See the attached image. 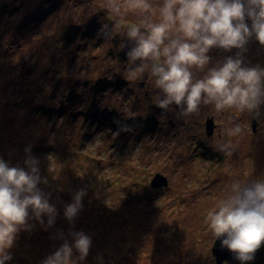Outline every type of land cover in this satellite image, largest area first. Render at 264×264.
<instances>
[{"label": "rangeland", "instance_id": "obj_1", "mask_svg": "<svg viewBox=\"0 0 264 264\" xmlns=\"http://www.w3.org/2000/svg\"><path fill=\"white\" fill-rule=\"evenodd\" d=\"M117 19L104 0H0V159L24 167L25 149L39 145L32 155L47 182L38 187L58 213L47 228L46 216L42 226L30 213L32 227L17 233L5 264H41L72 232L91 237L85 260L74 251L76 264H215L208 212L234 183L264 181V105L258 117L203 104L189 116L160 109L149 71L129 76L124 30L98 35ZM246 49L244 65L264 68V46L252 38ZM237 51L211 49L194 78ZM20 89L38 93L33 110L18 100ZM234 123L243 131L229 136ZM224 143L232 151L220 152ZM155 175L166 185L152 186ZM79 190L82 209L69 223L64 207ZM261 254L246 264H264Z\"/></svg>", "mask_w": 264, "mask_h": 264}, {"label": "clouds", "instance_id": "obj_2", "mask_svg": "<svg viewBox=\"0 0 264 264\" xmlns=\"http://www.w3.org/2000/svg\"><path fill=\"white\" fill-rule=\"evenodd\" d=\"M104 2L118 19L113 28L105 27L98 35L108 40L124 30L133 45L126 53L129 76L136 78L149 71L159 89L157 107L167 110L174 105L181 116L197 113L202 104L216 113L235 109L253 117L260 115L264 68L245 66L244 52L252 38L264 46V0H162L158 8L151 0ZM129 12L137 14L138 22H124ZM213 48L238 51L208 68L201 78H194L193 69L203 72L209 65L208 53ZM227 131L236 136L243 129L234 123ZM218 150L230 152L232 145L220 144ZM25 152L24 167L9 166L0 159V264L12 260L9 250L21 228L32 227L30 213L42 226L46 216V228L54 225L58 214L49 195L38 187L47 182L41 179L39 160L30 154V148ZM85 195L79 190L65 205L64 217L69 223L82 209ZM206 222L213 236L223 237L221 247L234 253L241 264L253 261L264 244V181L234 183L231 193L208 212ZM70 235L72 241L65 239L41 264H76L74 251L79 261L85 260L91 237L84 232Z\"/></svg>", "mask_w": 264, "mask_h": 264}, {"label": "water", "instance_id": "obj_3", "mask_svg": "<svg viewBox=\"0 0 264 264\" xmlns=\"http://www.w3.org/2000/svg\"><path fill=\"white\" fill-rule=\"evenodd\" d=\"M205 130L208 135L212 133L213 130V124H212V119L208 118L207 122L205 123ZM152 186H163L166 185V180L163 176L160 175H155L154 178L151 181ZM221 239H215V242L213 243L211 247V254L215 260V264H223L224 261L226 262H234L235 259V254L227 250L226 248L221 247Z\"/></svg>", "mask_w": 264, "mask_h": 264}, {"label": "trees", "instance_id": "obj_4", "mask_svg": "<svg viewBox=\"0 0 264 264\" xmlns=\"http://www.w3.org/2000/svg\"><path fill=\"white\" fill-rule=\"evenodd\" d=\"M16 84H18V83H16ZM12 87H13V85H12ZM38 91L40 92V89H38ZM16 93L20 96V99H19V97H18V100H21V101L24 103V105H26L27 107L30 108V110H33V109H34L33 105L30 104V99H31L32 97H35V96L38 94L37 92H35V93H33V94H31V93H25L22 89H20V90L17 91ZM23 95H24V97H23ZM95 102H96V101H95ZM90 111L93 112V110H90ZM1 117H2V116H1ZM5 119H6V118H4V116H3L2 125H3V123H4V124H5V123H8V122H5ZM110 123L114 124L113 122H110V121H109V124H110ZM0 128H1V127H0ZM35 147H36V150H37V149H40V146H39V145H35L34 148L31 149V153H30L31 155L36 151V150H34ZM38 151H39V150H38ZM32 156H34V157H36V158L38 159L37 155H32ZM39 166H40V163H39ZM260 253H262L261 256H262L263 253H264V244H262L261 247L258 249V254H260ZM258 256H259V255H257V257H258ZM257 260H258V259H257Z\"/></svg>", "mask_w": 264, "mask_h": 264}, {"label": "bare ground", "instance_id": "obj_5", "mask_svg": "<svg viewBox=\"0 0 264 264\" xmlns=\"http://www.w3.org/2000/svg\"><path fill=\"white\" fill-rule=\"evenodd\" d=\"M71 97H72V95H68L67 99L69 100V99H71ZM34 146H35L34 144H31V146H28V147H31V149H32V148H34ZM34 150H36V147ZM36 151L38 152V149Z\"/></svg>", "mask_w": 264, "mask_h": 264}]
</instances>
